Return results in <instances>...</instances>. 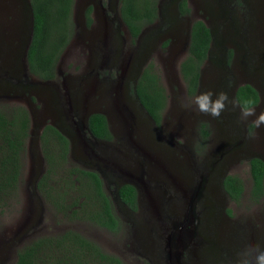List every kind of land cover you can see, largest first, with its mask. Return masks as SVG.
<instances>
[{
    "label": "rangeland",
    "instance_id": "1",
    "mask_svg": "<svg viewBox=\"0 0 264 264\" xmlns=\"http://www.w3.org/2000/svg\"><path fill=\"white\" fill-rule=\"evenodd\" d=\"M89 1L72 3L73 34L56 62V68L65 75L63 82L53 80L52 90L40 86L38 92L36 88H24V78L40 79L26 72L24 63L13 62L15 46L26 40L28 33V17L21 13L26 0H0V107L21 104L29 115L16 187L0 203V264L12 250L67 228L117 255L123 264H147L146 258L153 257L146 233L134 227L136 219L144 218V213L150 218L157 215L165 228L161 239L157 226L152 228L155 255L171 230V222L178 221L186 210L191 188L206 170L204 189L195 201V209L202 208L198 222L201 243L188 246L182 258L187 264H194V259L197 264H231L245 245L264 243V184L262 196L252 200L247 162L250 155L264 160V127L257 129L252 123L254 117L242 122L239 108L231 105L220 118H213L197 112L194 105L188 109L184 104L209 89L227 91L231 97V82L244 81L260 93L256 112L264 111V0H258V12L254 8L256 0H189V11L178 17L168 0H158L160 17L172 24H148L133 39L122 22H118L117 29L95 24L94 12L92 24H83V8ZM248 11L252 18L246 22ZM193 19L206 23L213 36L210 53L200 65L199 88L191 95L179 64L187 54L188 26ZM18 20L21 24H15ZM248 35L253 38L250 42L245 39ZM100 57L104 70L111 62L108 78L96 77L101 74L96 73L97 65L103 64L97 62ZM140 64L151 65L164 89L165 103L158 125L145 116L131 91ZM63 85L68 86L71 95ZM86 105L104 111L113 134L108 143L89 146L90 140L80 136V129L72 131L76 125L69 121L71 108ZM51 122L71 137L65 166L99 165L106 179H102V188L109 197L120 182L137 186V215L125 212L116 232L67 215L69 209L66 213L60 211L37 190L35 180L46 166L38 136L42 126ZM201 122L206 124L208 135L198 146ZM107 166L111 169L108 178ZM223 173L241 180L242 192L237 201L223 191ZM161 224L158 222V226ZM12 259L11 254L9 264Z\"/></svg>",
    "mask_w": 264,
    "mask_h": 264
},
{
    "label": "trees",
    "instance_id": "2",
    "mask_svg": "<svg viewBox=\"0 0 264 264\" xmlns=\"http://www.w3.org/2000/svg\"><path fill=\"white\" fill-rule=\"evenodd\" d=\"M158 0H118V11L131 39L141 28L157 16ZM32 12V32L26 50L27 69L39 79L55 76L57 59L73 34L71 17L73 0H29ZM186 11L184 1L179 4ZM90 7L84 9L86 24L90 22ZM210 34L208 27L195 19L189 28L187 54L179 64L181 76L189 94L195 93L199 68L204 61ZM135 90L139 101L156 125L160 122L165 93L158 77L146 64L139 74ZM237 102L258 101L256 88L248 82L237 85L234 91ZM28 111L21 104L0 107V203L14 191L21 168V154L28 135ZM93 135L110 139L106 118L101 112H92L87 119ZM198 146L208 135L204 122L198 126ZM45 169L36 179V188L46 200L69 216L84 218L116 232L121 221L113 212L109 195L102 188V181L95 170L75 164L65 166L68 139L53 125L46 123L39 132ZM250 173V198L257 201L263 194L264 162L258 156L247 160ZM64 168V169H63ZM221 185L227 197L237 201L242 192L241 180L226 173ZM119 197L135 208V189L130 183L118 188ZM14 264H123L120 258L103 251L94 241L78 231L67 228L56 235L39 236L16 251Z\"/></svg>",
    "mask_w": 264,
    "mask_h": 264
},
{
    "label": "flooded vegetation",
    "instance_id": "3",
    "mask_svg": "<svg viewBox=\"0 0 264 264\" xmlns=\"http://www.w3.org/2000/svg\"><path fill=\"white\" fill-rule=\"evenodd\" d=\"M168 1H169L170 6H171V4L173 5L174 11H175V17H178V15L179 16L180 15H184V14H186L189 11V7H188V5H190V1L189 0H183L184 1V4H185V7L187 9L186 11H183V12H181L180 7H179L180 1H182V0H168ZM87 6L90 7V11H89L90 18L92 16L93 12L95 14V17H96V21H94V23L96 22L95 24H104L105 25L104 28H107V29H111V27H114L115 29H117L118 28L117 27L118 22H122L123 23L122 19L120 18L119 11H118V0H90L84 6V8H83V24H86V20H85V16H84V9ZM158 6H159V1H157V10H156L157 11V16H156V19L153 22H151L150 24H160L161 26H166L167 27L168 24H172V22L171 21H168V19H166V18L165 19H162L160 17V13L161 12H160ZM254 8H255L256 12H258L259 10H261V6L258 3V0L255 1ZM97 12H99V16L96 15ZM248 12L247 13L249 14V18H247L246 22L249 21L252 18L251 17L252 12L251 11H248ZM97 18H99V19H97ZM193 20H195V19H193ZM193 20L190 21L189 26H188V39H189V28H190V24H191V22ZM89 24H92V18L90 19ZM204 24L206 25V23H204ZM252 24H254V23H252ZM251 29H252V27H251ZM208 30H209V34H210V39H209V44H210L213 35H212V30L209 27H208ZM127 32H128V30H127ZM128 34H129V32H128ZM245 39H246L247 42H250V41H252L253 38L248 35ZM209 44H208V48H207V51H206L205 59L208 57V54L210 53L209 52ZM100 58H99V60L97 62L98 63H103L102 62V58L101 59ZM110 65H111V62H108V64L106 65L107 73L105 74L106 75L105 76L104 75V72L106 71V69L104 70V66H105L104 63L103 64H98L97 65V68H96L97 69L96 70V73L97 72H100L101 74H100V76H96V77L97 78H103V76H104L105 78L106 77L108 78L109 77V71H110V69H109ZM143 67L139 71L138 76L141 73ZM93 69L95 70V65L93 66ZM114 69L116 70L117 67H115ZM200 71L201 70L199 68V74H198L197 85H196V90L195 91H197L198 88H199ZM116 73H117V70L114 71V75ZM64 76L65 75L62 72V70L59 71L57 68H55V76L53 78L49 79V80H51V81L55 80L56 82L57 81L60 82V80H58V79H61V81H62L63 78H64ZM138 76H137V78H138ZM81 77L84 78V81L87 78V77H85L84 73L82 74ZM136 81H137V79H136ZM241 83H244V81L243 82H239V83H236L235 81H232L231 82L230 87H231V97L232 98L235 99V97H234L235 88L237 87V85H239ZM62 87L63 88H66V92L69 95H71V92L72 91L70 89H68V86L67 85L66 86L63 85ZM131 91H132V93L134 95V99L136 100V98H135L136 90L133 91V88H131ZM257 94H258V99H259V94L260 93L258 92V90H257ZM88 104L91 105V104H93V102H88ZM89 105H86L85 107H88L89 108ZM91 113L92 112H90L89 114H91ZM70 115L71 116H70V120L69 121L70 122H75L76 119H77L76 113H73V114L70 113ZM105 118H106V116H105ZM106 122H107V120H106ZM151 122L154 123L153 119L151 120ZM107 126H108V124H107ZM108 129H109V127H108ZM77 130H79V129H77ZM80 131H81V133L78 131V133L80 134V136H85L88 140H90L91 143H90L89 146H93V144H99V143H106V142L108 143L109 141H111L113 139V134H112V131L110 129H109V131L112 134V138H110V139L100 138V137H96L95 135H93L91 133V131L89 130V128H88V124H87V127H84ZM251 156H253V155L248 156L247 157V160ZM96 167L97 166H95V168H92V167H82V168L90 169V170H95L98 173ZM110 170L111 169H110L109 166H107V168H105V173L107 175V178L110 175ZM225 174L226 173H223L221 175V177H220V183H221V180H222V178H223V176ZM98 175L101 178V181H102V179L103 180H106V179H104L103 171H102V175L99 174V173H98ZM123 183H130V182H120L119 184L114 185L113 190L110 191L111 195L109 197L110 198V201H111V204H112L113 212L118 216V218L120 219L121 222L123 221V214H125V212H130L132 215L133 214H136V209H137V204H138V200H137V186L134 185V184H132V183H130V184H132L133 187H134V189H135V208L130 207L127 203H125L119 197L118 188ZM221 187H222V185H221ZM203 189H204V187H203ZM115 194H117L118 197H116ZM195 205H194V209H193L194 210V212H193L194 213L193 214L194 217L191 216L190 214H187L184 211L182 213V215L180 216L181 218L178 220V221L182 222V227L184 228V230L187 231V232H189V233L191 231L193 233L192 235H195V234L197 235L199 233V230H200L198 228V222H199V219H200L199 217H200V212H201L202 208L195 209ZM156 216L154 218L153 217L150 218V216L148 214L144 213V218H142V219L137 218L136 219L137 220V224L134 225V227L139 228V229H142L146 233V235H147V238H148V248L150 249V256L153 257V259L152 258H150V259L146 258L147 264H187L186 263V260H183L182 257H183L184 254H186L188 246H191V245L194 246L195 244H198V243H195L196 241H194L193 239H191L189 242H187V243H185L183 245L181 244L180 241H177L172 246V248H171L175 252V256L172 257V259L170 257H168V255H167L168 250H169V246L167 245L166 240L163 241V244L161 242V244H162L161 248L159 247L157 253L154 255L152 248H154L153 246H156V243L154 244V242H153L152 228L154 229L157 226V228L159 229V237L158 238H160V239L163 237V232L165 230V228L163 227V225L161 224V222L159 221V219L158 218L156 219ZM147 218H149V219H147ZM158 222L161 224L160 226H158ZM173 225H174L173 222H171V226H172L171 229L173 228ZM117 230H119V228ZM149 230H150V234H149ZM199 235H200V233H199ZM149 249H148V252H149ZM16 251L15 250H12V252L9 255V257L11 256V254L13 255L12 264H14V261L16 259ZM157 254H160L161 261L158 260V257H157L158 255ZM9 257L7 256L5 258V260L3 261L2 264H9L8 261H7ZM195 257H197L196 254H195ZM162 258H164V260ZM192 261H193L194 264H197L196 259H194Z\"/></svg>",
    "mask_w": 264,
    "mask_h": 264
},
{
    "label": "water",
    "instance_id": "4",
    "mask_svg": "<svg viewBox=\"0 0 264 264\" xmlns=\"http://www.w3.org/2000/svg\"><path fill=\"white\" fill-rule=\"evenodd\" d=\"M21 7H22L21 13L27 15V17H28L29 27H28V33H27V36H26V40L21 41V43H18L15 46L17 52L14 55L13 62H14V60H16V61H18L17 63H22V65L24 63L25 71L29 72L28 69H27V63H26V50H27L28 44L30 42L31 32H32V12H31V7H30L29 0H26L25 5H24V3H22ZM23 10H24V12H23ZM22 14L21 15L19 14V16L21 17ZM15 24H21V21L18 20ZM143 28H141V30L139 31V33L137 35H139L142 32ZM141 65L142 64H140L138 66L137 72H136V74L134 75V78H133V82H132L133 83L132 84L133 91H135V85H136V79H137L138 73L141 70V68L143 67V65L142 66ZM24 79H25L24 88H26V89L27 88H30V89H35L36 88L38 90V92H40L41 91V87L40 86H42V87L46 86L50 90H52V85L53 84L51 83V80H49V79L31 80V79L26 78V77ZM135 98H136V101L138 103L139 108L142 110V112L145 114V116L149 120H152L151 116L148 114V112L145 110V108L143 107V105L139 101V98H138L136 93H135ZM75 109L71 108L73 113H77L76 114L77 115V119H76L75 122H73L76 125V127L72 129V131L74 133L77 131V129L81 130L84 127H87V119H88V116H89L90 112H101V113H103L105 115L104 111L103 110H99V109H94L93 110L92 108L80 107V106L79 107L76 106ZM49 124L53 125L58 131H60L68 139V142L71 141V137H70L68 131L64 130L61 126H59L55 122H51ZM253 156H258L264 162L263 158L260 157L259 155H253ZM96 166H97L96 168H97L98 173L102 175V169L99 168V165H96ZM207 171L208 170H206L205 172H203V174L200 175V178L195 182L194 186L191 188L190 193H189L187 208H186L185 212L187 214H190L193 217H194V215H193L194 214L193 213L194 210L193 209H194L195 201L198 200V198L201 196V190L203 189V187L205 185ZM262 181L264 182V172H263ZM115 196L118 197L117 194H115ZM172 222L174 224L173 228L169 231V233L167 234V237H166V243L169 246V250H168L167 255L171 259H172V257L175 256V252L171 248L177 241H180L182 245L187 243V242H189L191 239L196 241L195 243H198V244L201 243V236L199 235V233L197 235L196 234L192 235L193 233L191 231L189 233V232L184 230V228L182 227V222H180V221H172Z\"/></svg>",
    "mask_w": 264,
    "mask_h": 264
},
{
    "label": "clouds",
    "instance_id": "5",
    "mask_svg": "<svg viewBox=\"0 0 264 264\" xmlns=\"http://www.w3.org/2000/svg\"><path fill=\"white\" fill-rule=\"evenodd\" d=\"M195 106V110L199 113L220 118L222 113L228 110L229 105L232 108H239V119L247 121L248 118L254 117L252 123L257 129L264 127V111L256 112L255 101L245 99L237 102L230 97L227 91L214 92L206 90L200 92L191 101L184 104L185 108L191 109ZM231 264H264V243L247 244L237 254Z\"/></svg>",
    "mask_w": 264,
    "mask_h": 264
}]
</instances>
